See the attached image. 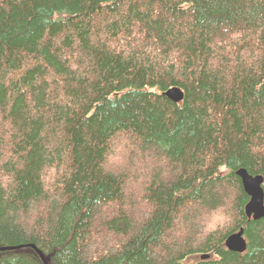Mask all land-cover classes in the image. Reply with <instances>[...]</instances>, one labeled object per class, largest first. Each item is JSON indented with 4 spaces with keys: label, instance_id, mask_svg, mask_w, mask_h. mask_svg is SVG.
<instances>
[{
    "label": "trees",
    "instance_id": "obj_1",
    "mask_svg": "<svg viewBox=\"0 0 264 264\" xmlns=\"http://www.w3.org/2000/svg\"><path fill=\"white\" fill-rule=\"evenodd\" d=\"M240 169L264 0H0V264H264Z\"/></svg>",
    "mask_w": 264,
    "mask_h": 264
},
{
    "label": "water",
    "instance_id": "obj_2",
    "mask_svg": "<svg viewBox=\"0 0 264 264\" xmlns=\"http://www.w3.org/2000/svg\"><path fill=\"white\" fill-rule=\"evenodd\" d=\"M165 95L175 102H180L184 98V92L180 87H172L165 92ZM238 175L242 178L244 188L247 194L250 196V201L246 206V212L248 216L254 219L264 217V191L262 188L263 177L253 176L249 174L245 169H240ZM228 249L245 252L247 250V240L244 236V229L230 235L226 241ZM209 255H204L206 258Z\"/></svg>",
    "mask_w": 264,
    "mask_h": 264
},
{
    "label": "rangeland",
    "instance_id": "obj_3",
    "mask_svg": "<svg viewBox=\"0 0 264 264\" xmlns=\"http://www.w3.org/2000/svg\"><path fill=\"white\" fill-rule=\"evenodd\" d=\"M205 219H207V217H205ZM226 220L224 219V217L222 216V217H217V218H214V220H211V219H207V228L209 229V230H214V229H216V228H218L220 225H222V223L224 224V222H225Z\"/></svg>",
    "mask_w": 264,
    "mask_h": 264
}]
</instances>
